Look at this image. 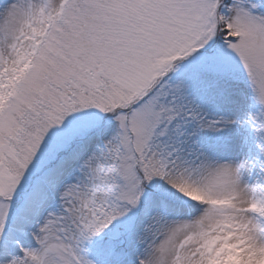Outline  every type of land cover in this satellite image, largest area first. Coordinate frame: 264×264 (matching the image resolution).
<instances>
[{
	"label": "snow or ice",
	"instance_id": "snow-or-ice-1",
	"mask_svg": "<svg viewBox=\"0 0 264 264\" xmlns=\"http://www.w3.org/2000/svg\"><path fill=\"white\" fill-rule=\"evenodd\" d=\"M0 264H264V0H0Z\"/></svg>",
	"mask_w": 264,
	"mask_h": 264
}]
</instances>
